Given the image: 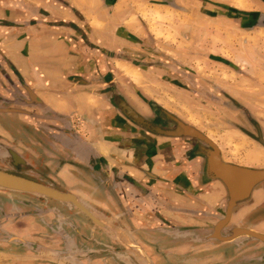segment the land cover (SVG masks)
<instances>
[{"label": "crops", "instance_id": "crops-1", "mask_svg": "<svg viewBox=\"0 0 264 264\" xmlns=\"http://www.w3.org/2000/svg\"><path fill=\"white\" fill-rule=\"evenodd\" d=\"M185 86L226 112V128L206 134L220 159L264 169V0H0V106L27 113L0 114V143L118 239L67 204L14 193L1 208L7 242L54 264L86 250L110 263L131 238L152 264H264L263 243L207 240L229 198L214 149L116 106L118 95L154 124L196 127L168 97ZM228 226L264 234V183Z\"/></svg>", "mask_w": 264, "mask_h": 264}, {"label": "water", "instance_id": "water-1", "mask_svg": "<svg viewBox=\"0 0 264 264\" xmlns=\"http://www.w3.org/2000/svg\"><path fill=\"white\" fill-rule=\"evenodd\" d=\"M114 94L116 90L113 88ZM119 99L118 105L122 108L125 114L131 118L136 124L146 128L147 130L173 138L195 139L206 143L214 149V157L217 158L218 179L226 185L229 193V198L226 206L225 217L220 219L216 226L215 233L207 240H218L220 242H232L240 237H247L251 241H256L264 244V234L258 233L250 228L243 227H229L232 214L234 210L248 202L251 198L253 191L261 184L264 183V169L256 170L243 168L232 164L224 163L220 159L217 146L196 127L184 123L173 117L177 126L167 128L166 126H159L152 121L140 116L132 107H130L121 96L116 97ZM162 111V110H161ZM0 114H27L22 110L16 108H8L0 106ZM167 116H169L167 114ZM0 162H5L9 168L3 169L0 167V191L18 194H28L39 198L50 199L55 202L67 204L72 208H76L85 214L95 227H101L114 237L112 227L108 225V220L102 221L97 216L98 213L79 196L59 189L50 184H44L36 181L31 172L33 167L30 165L14 148L0 143ZM111 223V222H110ZM225 233L227 235H222ZM115 240L118 241L116 237ZM132 245L124 247V251L130 255L135 261L140 264L139 257L144 260V264H152L148 255L144 250L131 238ZM137 245H136V244ZM2 258L14 261H29L35 260L33 256H18L12 254L0 253V260ZM77 258H74L71 264H78Z\"/></svg>", "mask_w": 264, "mask_h": 264}, {"label": "rangeland", "instance_id": "rangeland-1", "mask_svg": "<svg viewBox=\"0 0 264 264\" xmlns=\"http://www.w3.org/2000/svg\"><path fill=\"white\" fill-rule=\"evenodd\" d=\"M207 52V51H205ZM203 81V79H201ZM207 83V82H205ZM191 87V86H190ZM189 86H185V92L183 93H175L173 91H168V97H170V100L172 104H174L173 111L178 112L179 115L184 119L188 120L192 123H195V126L202 130L205 134L212 133L218 129L226 128L225 120H226V112L225 110L217 109L214 110L209 103L208 94L206 93H199L194 92L192 88ZM178 96L180 97L181 101H177ZM230 125V124H229ZM229 127H232L231 125ZM2 142V138L0 140ZM4 143V142H3ZM0 167L3 169L9 168V166L5 162H0ZM14 196V197H13ZM16 195L14 193H9L5 191H0V198L3 199L5 203H8V200L6 198H16ZM11 202V200H10ZM9 202V203H10ZM1 215V214H0ZM0 227L2 226V223H5L8 220H12V216H0ZM15 219V217H14ZM1 229V228H0ZM0 231V236H1ZM7 236V234L5 235ZM15 242H0V250L6 251L7 249L11 248V244ZM5 253V252H3ZM125 256L128 259H131L130 255L128 253H124ZM16 255V254H13ZM119 255V254H118ZM22 256V255H18ZM24 256V255H23ZM27 256H32V254H29ZM86 259H79L77 260L78 264H110V263H104L103 261H94V262H86ZM14 263H19L22 261H13ZM21 264V263H19Z\"/></svg>", "mask_w": 264, "mask_h": 264}, {"label": "flooded vegetation", "instance_id": "flooded-vegetation-1", "mask_svg": "<svg viewBox=\"0 0 264 264\" xmlns=\"http://www.w3.org/2000/svg\"><path fill=\"white\" fill-rule=\"evenodd\" d=\"M3 202H4L3 199L0 198V214H1L0 216H2V217L6 216V211H3V209H1V208L5 207L2 204ZM0 231H1V229H0ZM5 235L6 234L4 232L1 233L0 242H6L7 243L8 238ZM0 252L16 254V255H22V256L23 255L27 256L29 254H33L29 250H26L24 247L20 246L18 243H13V244H11V248L10 249H7L6 251H1L0 250ZM124 253H126L124 250L118 249L117 253L111 254L112 261L110 262V264H139L133 258L128 259L125 256ZM101 256H102L101 253H97V252H94V251H87L86 250L83 253H77V254L73 253L72 255L69 256V258L71 257V258H73V260H74V258H77L78 260L79 259H81V260L86 259L85 261L88 263V262H94L96 260H100ZM139 260H140V264H144L145 263L141 256L139 257ZM71 263L72 262H70L69 264H71ZM0 264H16V263L11 262V261H7V260H0ZM17 264H19V263H17ZM29 264H54V263H52L50 261V259H48L47 256L46 257L45 256L44 257L37 256L36 259L33 260V261H30Z\"/></svg>", "mask_w": 264, "mask_h": 264}]
</instances>
